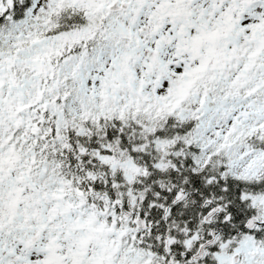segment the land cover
<instances>
[{
    "label": "snow or ice",
    "instance_id": "obj_1",
    "mask_svg": "<svg viewBox=\"0 0 264 264\" xmlns=\"http://www.w3.org/2000/svg\"><path fill=\"white\" fill-rule=\"evenodd\" d=\"M0 264H264V0H0Z\"/></svg>",
    "mask_w": 264,
    "mask_h": 264
}]
</instances>
